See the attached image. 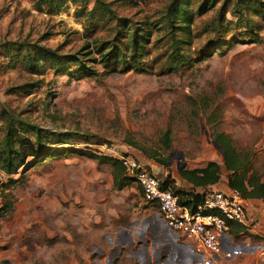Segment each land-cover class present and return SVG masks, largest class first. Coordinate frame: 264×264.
Returning <instances> with one entry per match:
<instances>
[{"label":"rangeland","instance_id":"rangeland-1","mask_svg":"<svg viewBox=\"0 0 264 264\" xmlns=\"http://www.w3.org/2000/svg\"><path fill=\"white\" fill-rule=\"evenodd\" d=\"M62 1L57 9L61 0H0V264H264V239L246 228L226 237L228 246L210 261L193 254L135 182L116 188L111 163L67 152L37 162L28 156L5 172L11 125L12 145L25 153L131 154L180 191L203 192L180 177V162L188 170L216 162L219 180L208 189L227 183L230 171L212 140L245 162V181L264 180L263 21L259 42L239 31L211 52L218 4L197 8L188 32L183 10L203 0H183L177 36L190 44L176 56L164 25L171 0ZM96 6L103 9L93 18L76 14ZM144 23L151 35L143 70L105 69L102 51L118 42L129 53L132 31ZM39 46L80 53L98 72L84 75L77 62L54 69L42 60L43 73H31L26 61ZM249 208L264 231V200L250 199Z\"/></svg>","mask_w":264,"mask_h":264},{"label":"trees","instance_id":"trees-1","mask_svg":"<svg viewBox=\"0 0 264 264\" xmlns=\"http://www.w3.org/2000/svg\"><path fill=\"white\" fill-rule=\"evenodd\" d=\"M71 2H76V0H69ZM203 0L202 2L196 3V7H185L183 10L184 15H189L188 24L183 26L184 30L190 31V22L193 21V15L196 14L197 8L198 13L206 12L218 4V16L216 18L217 25L211 27L210 30L217 34L216 41H212L211 52H214L220 45L226 44V36L229 34H236V32L242 31L240 33L241 37L248 36L250 42H259L261 39L262 21L264 22V0ZM211 2V3H210ZM183 0H171L168 4L165 13V29L170 35L171 40V55L181 56L182 46L184 43L190 44L189 42H184L177 36V30L179 29L177 24V17L175 11L178 10L179 6L182 5ZM210 3L209 6L207 4ZM63 4V1L59 2L57 9ZM232 5V8H231ZM103 8L100 7V10ZM231 9V10H230ZM99 8L96 6L90 11L77 10L78 16H84L93 18L95 14L100 12ZM102 12V11H101ZM110 12V11H109ZM227 13L231 16L228 17ZM183 15L180 16L182 18ZM118 22L122 25L128 23V18L119 17ZM150 29L148 24L144 23L138 28H134L129 39V53L124 54L120 50V44L118 42H113L110 44V48L103 50L105 52V57L101 56V62L105 69L109 71L122 70V71H134L139 72L143 70L140 65V58L142 53L146 50V44L150 40ZM237 35V34H236ZM236 41V39H235ZM101 52V51H100ZM113 53V56L110 55ZM80 53H76L75 56L71 57L69 55L61 54L58 50L51 49L48 47L39 46L38 56L30 57L26 61V66L28 70L34 74H41L43 66L41 61L46 60L50 66L54 69L66 70L65 63L77 62L79 66L80 73L92 76L97 74L98 71L92 68L91 65H83V61H80L78 56ZM113 59V61H111ZM123 59V61H122ZM223 147L225 157L224 164L226 169L230 171L227 179V185L231 188L238 189L244 198L252 199L258 198L264 200V180H244L247 169L245 168V162L239 159L236 153H232L231 149L228 150L221 143L219 144ZM67 152L75 153L78 155L86 156L88 158L96 159L100 163H111L114 170V184L117 189H122L125 187L126 183H133L132 177H128L124 174V169L121 166L119 160L116 157L107 155H98L89 151L77 150V149H54L44 150L42 152L31 149L30 152L25 153L24 149H16L12 145V127L11 125L7 127L6 130V140H5V158L3 159V169L6 173H14L20 166L25 163V159L28 156L36 157L34 162L44 160L48 157L59 156ZM17 158L21 159V162L17 163ZM34 162L30 163L29 166L34 165ZM219 165L216 162L210 161L204 167L195 169H179L178 173L181 178L190 183L193 187L205 188L214 185L219 180ZM162 180V179H161ZM9 182H13L10 179ZM164 187H170L175 195L178 196L179 202L186 205H195L200 202L203 198V192H185L175 189L172 185V180L167 175V177L162 180ZM138 187V186H137ZM139 188V187H138ZM140 190V189H139ZM141 192V191H140ZM240 229H245L239 225H235L231 230L230 234L237 233Z\"/></svg>","mask_w":264,"mask_h":264},{"label":"built area","instance_id":"built-area-1","mask_svg":"<svg viewBox=\"0 0 264 264\" xmlns=\"http://www.w3.org/2000/svg\"><path fill=\"white\" fill-rule=\"evenodd\" d=\"M116 158L124 174L139 187L143 201L156 207L165 224L191 244L193 254H202L210 261L213 255L222 253L227 245L225 238L231 237L230 230L235 225L264 239L260 220L249 208L250 199L244 198L238 189L226 183L222 188L204 190L202 200L195 205L181 204L172 189L164 187L162 180L140 159L131 154Z\"/></svg>","mask_w":264,"mask_h":264},{"label":"water","instance_id":"water-1","mask_svg":"<svg viewBox=\"0 0 264 264\" xmlns=\"http://www.w3.org/2000/svg\"><path fill=\"white\" fill-rule=\"evenodd\" d=\"M205 135L207 137V141H209V137H208V132L207 131H205ZM210 143L221 153V155L224 158L225 157V153L222 150V147L219 144H217L214 140L210 141ZM180 158L183 160L182 153H180ZM184 166H185V163L184 162H180L178 168L182 169Z\"/></svg>","mask_w":264,"mask_h":264},{"label":"crops","instance_id":"crops-1","mask_svg":"<svg viewBox=\"0 0 264 264\" xmlns=\"http://www.w3.org/2000/svg\"><path fill=\"white\" fill-rule=\"evenodd\" d=\"M205 189H208V187L207 188H205ZM204 191V190H203Z\"/></svg>","mask_w":264,"mask_h":264}]
</instances>
